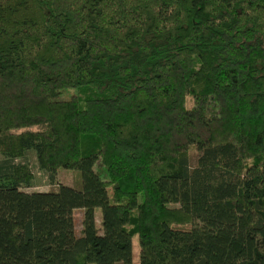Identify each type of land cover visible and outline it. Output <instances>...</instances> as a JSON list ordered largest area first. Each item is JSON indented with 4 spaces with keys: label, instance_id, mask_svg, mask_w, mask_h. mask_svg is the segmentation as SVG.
<instances>
[{
    "label": "trees",
    "instance_id": "1",
    "mask_svg": "<svg viewBox=\"0 0 264 264\" xmlns=\"http://www.w3.org/2000/svg\"><path fill=\"white\" fill-rule=\"evenodd\" d=\"M0 155V264H264V0H0Z\"/></svg>",
    "mask_w": 264,
    "mask_h": 264
},
{
    "label": "rangeland",
    "instance_id": "2",
    "mask_svg": "<svg viewBox=\"0 0 264 264\" xmlns=\"http://www.w3.org/2000/svg\"><path fill=\"white\" fill-rule=\"evenodd\" d=\"M74 93L73 88H64L58 94L54 96V98H67ZM2 156L0 155V158ZM23 161H28L33 172V181L31 186H22L23 189L26 190H47V189H55L57 188L58 182L71 185L78 186L79 178H80V170L75 168L63 167L60 166L56 168V173L53 176V179L50 178V172L47 170L40 169L37 164L36 156L33 150H29ZM94 169L102 176L106 177V168L105 165L97 160L94 163ZM83 215V209L80 207L74 208L73 217L75 222L76 231L81 228V218ZM94 219L96 230L98 232H102V222H101V209L99 206L94 209ZM131 258L134 264H138L139 259V242L137 234L132 235L131 238ZM87 264H95L94 262H88Z\"/></svg>",
    "mask_w": 264,
    "mask_h": 264
}]
</instances>
